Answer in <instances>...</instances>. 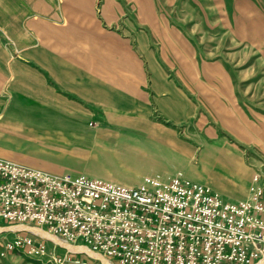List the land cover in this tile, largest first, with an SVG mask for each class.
<instances>
[{
  "label": "rangeland",
  "instance_id": "1",
  "mask_svg": "<svg viewBox=\"0 0 264 264\" xmlns=\"http://www.w3.org/2000/svg\"><path fill=\"white\" fill-rule=\"evenodd\" d=\"M157 2L156 12L146 9L149 42L142 30L135 38L121 34L117 23L115 37L108 39L138 61L111 51L98 55L117 82L133 81L123 86L130 97L110 104L51 79L46 90L17 87L12 95H0V147L13 160L52 172L126 185L179 173L225 199H246L259 189L263 194L264 0ZM135 39L147 54L152 79ZM77 49L78 43L65 48ZM164 78L181 97L160 104L179 120L164 117L155 104L153 84L158 92H171ZM15 234L1 235L8 240ZM44 237L32 241H41L43 251L32 244L0 248V264H56L67 249L91 260L88 254L92 264H112L85 247ZM262 258L251 264H264Z\"/></svg>",
  "mask_w": 264,
  "mask_h": 264
},
{
  "label": "built area",
  "instance_id": "2",
  "mask_svg": "<svg viewBox=\"0 0 264 264\" xmlns=\"http://www.w3.org/2000/svg\"><path fill=\"white\" fill-rule=\"evenodd\" d=\"M0 221L37 226L112 264H251L264 253L261 189L229 200L179 173L126 185L0 157ZM7 231L16 234L4 240ZM34 236L46 239L25 228L0 230V248L43 251ZM67 253L55 263L92 264L88 254L91 260Z\"/></svg>",
  "mask_w": 264,
  "mask_h": 264
},
{
  "label": "crops",
  "instance_id": "3",
  "mask_svg": "<svg viewBox=\"0 0 264 264\" xmlns=\"http://www.w3.org/2000/svg\"><path fill=\"white\" fill-rule=\"evenodd\" d=\"M157 5V0H0V95H12L17 87H44L46 90L51 79L58 86H76L86 95L102 98L110 104L115 97H130L123 86L133 81L117 82L116 72L101 64L98 55L100 50L111 51L113 55L135 59L108 39L115 37L117 23L121 34L134 33L135 38L142 30L149 42L146 9L156 12ZM161 21L166 22L168 28V20L162 17ZM75 43H78L76 51L65 50ZM135 44L147 59L152 79L147 54L136 39ZM157 65L161 69L158 62ZM163 81L171 92H158L152 81L155 104L164 117L179 120L181 117L169 116L160 104L162 98L177 100L176 97H181L167 79ZM173 94L176 96H171ZM189 109L186 105L187 113ZM0 157L18 162L2 147Z\"/></svg>",
  "mask_w": 264,
  "mask_h": 264
},
{
  "label": "bare ground",
  "instance_id": "4",
  "mask_svg": "<svg viewBox=\"0 0 264 264\" xmlns=\"http://www.w3.org/2000/svg\"><path fill=\"white\" fill-rule=\"evenodd\" d=\"M242 200H244V199H242ZM21 228H25L26 230H28V231H31V232H34V233H37L38 235H40V236H42V237H44V236H48L49 238L50 237H52L51 239H53V238H56L57 237V239L59 238L60 239V237H58V236H56V235H54V234H52V233H50V232H48V231H46V230H43V229H41V228H39V227H37V226H27V227H25L24 225H21V224H17V223H12V224H2V225H0V230H17V229H21ZM42 234H40V233ZM44 235V236H43ZM47 237V238H48ZM45 238V237H44ZM62 239V238H61ZM56 240V239H55ZM64 240V239H63ZM65 241V240H64ZM66 242V241H65ZM60 243V242H59ZM66 243H68V242H66ZM69 244V243H68ZM69 245H71V246H75V247H78V245H72V244H69ZM79 246H81V245H79ZM82 247H85V246H82ZM86 248V247H85ZM87 249V248H86ZM76 251H78L77 249H76ZM81 251V250H80ZM90 251V250H89ZM95 253V252H94ZM262 255H264V253L262 254ZM257 260V259H256ZM255 260V261H256ZM262 261H264V258H262L261 259ZM103 261H106V262H108L106 259H104L103 258ZM255 261H253V262H255ZM259 262V261H258ZM257 262V263H258ZM261 262V261H260Z\"/></svg>",
  "mask_w": 264,
  "mask_h": 264
}]
</instances>
